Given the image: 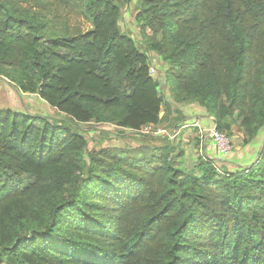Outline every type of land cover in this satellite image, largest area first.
Segmentation results:
<instances>
[{"label":"trees","instance_id":"1","mask_svg":"<svg viewBox=\"0 0 264 264\" xmlns=\"http://www.w3.org/2000/svg\"><path fill=\"white\" fill-rule=\"evenodd\" d=\"M30 1L91 28L49 34ZM46 1L0 0V78L63 116L0 108V264H264V143L238 172L203 157L184 171L166 146L88 150L82 125L139 134L163 98L119 28L133 0ZM136 1L173 102H196L218 132L237 118L248 145L264 129V0Z\"/></svg>","mask_w":264,"mask_h":264},{"label":"rangeland","instance_id":"2","mask_svg":"<svg viewBox=\"0 0 264 264\" xmlns=\"http://www.w3.org/2000/svg\"><path fill=\"white\" fill-rule=\"evenodd\" d=\"M40 2L45 4L51 3L46 0H40ZM120 4V31L124 35L129 36L134 41L137 48L147 56L150 75L153 80L158 83L159 92L163 98L160 129L166 130L170 135L172 130H178L179 127L177 129L175 127L185 122L186 119L199 120L202 125L204 119L200 118L202 115L206 116L207 114L196 102L182 104L173 102L171 98L172 86L167 81V74L171 67L164 62L158 53L150 50L147 34L141 32L140 25L137 21V15L140 10L137 1L133 0L123 4L120 2ZM26 6H29L30 10L36 13L41 21L47 23L46 32L49 34L61 35L64 33V27L67 28V33H69V35L75 32L84 33L91 28L77 8L68 11L66 8H61L54 3L51 8H44L31 1L23 5L24 8ZM0 108L9 109L14 112L27 113L31 116H42L60 123L59 125H63L61 123L63 119L62 115L52 110L36 95L20 93L16 87L10 84L5 78H0ZM197 115H200V117ZM224 123L228 128L222 129L220 133L229 139L231 143V152L220 158V161H215L214 165L219 171H232L228 169L230 160H234V157L238 158L240 152L245 148V150H252L253 153L245 160V167L239 168L238 171L254 167V164L257 162L256 158L258 153L264 143V129L259 132L254 140L244 146L243 136L239 128V120L234 118L233 120H226ZM155 131V129L149 128L148 131L141 134H131L130 132L121 131L110 124H96L92 122L82 125L81 129L77 132L83 135L88 142V150L93 152H99L102 149L110 147L132 149L140 146L160 147L163 145L167 147L166 152L169 153L170 158L174 160L179 152L182 151V158L179 160V163L184 171L191 170L197 159L202 157L204 140H211V138L205 137L201 140V143L194 131L187 132L175 138L166 137L164 135L155 136L152 134ZM198 134L200 135V133ZM162 142L165 143L163 144ZM175 163V166L178 167L179 164H177V162Z\"/></svg>","mask_w":264,"mask_h":264},{"label":"crops","instance_id":"3","mask_svg":"<svg viewBox=\"0 0 264 264\" xmlns=\"http://www.w3.org/2000/svg\"><path fill=\"white\" fill-rule=\"evenodd\" d=\"M198 117H200V115ZM160 118H161V114H160ZM200 119H204V122H202V128L205 129V130L206 129H210L213 125H215V124H213V122H214L213 119H211L207 115L206 116L205 115L204 116L202 115ZM192 122H193V119H186L185 122H183L182 124L179 125V129L176 130V131L175 130H172L171 134L168 137L175 138V137H179L180 135H184L187 132L194 131V133L197 134V136L199 138V141L201 142V140H200L201 137L198 134L199 133L198 129L190 126V124ZM160 123L158 125H156V126H151V127L143 128L139 134L145 132V130H148L149 128L150 129H155L156 131H158V130L166 131L164 129H160ZM119 130H121V129H119ZM121 131L130 132V131H127V130H121ZM155 132L152 133V134H154L155 136H158V135L155 134ZM131 134H133V133H131ZM258 134H257V136H258ZM164 136H166V135H164ZM181 138H183V137H181ZM178 139H180V138H178ZM162 143L164 144L165 142H162ZM160 147H163V145L160 146ZM251 153H253L252 150H250V149H246L245 150V148H244L240 152L238 158L234 157V160L232 159L233 161L230 160V162H229V168L228 169L232 170L233 172H236V171H238L239 168L245 167V163L244 162L247 159V157H249L251 155ZM201 156L203 158H206V159H212V160H214L216 162H218V161L221 160V159L218 158L219 157L218 152H217V150L215 148L214 143L210 139L204 140V149H203V152H202V155Z\"/></svg>","mask_w":264,"mask_h":264},{"label":"built area","instance_id":"4","mask_svg":"<svg viewBox=\"0 0 264 264\" xmlns=\"http://www.w3.org/2000/svg\"><path fill=\"white\" fill-rule=\"evenodd\" d=\"M190 126L198 129L201 135L200 140H203L205 137L211 138V141L214 143L215 148L218 152L219 159L222 158L223 156L228 155L231 152V143L229 139L220 132H218L215 125H213L210 129L205 130L202 128L200 121L195 119L190 124ZM155 134L169 136V134L166 131H161V130L156 131ZM245 173H247V171Z\"/></svg>","mask_w":264,"mask_h":264}]
</instances>
